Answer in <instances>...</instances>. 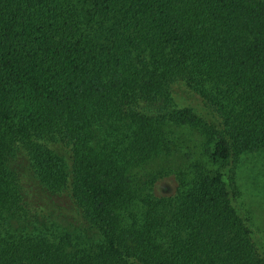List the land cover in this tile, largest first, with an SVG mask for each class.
<instances>
[{"label": "trees", "instance_id": "1", "mask_svg": "<svg viewBox=\"0 0 264 264\" xmlns=\"http://www.w3.org/2000/svg\"><path fill=\"white\" fill-rule=\"evenodd\" d=\"M160 103L166 118L147 112ZM167 121L199 130L219 166L193 173L168 221L145 193L135 217ZM261 147L264 0H0V264H264L230 172ZM54 210L101 243L1 229Z\"/></svg>", "mask_w": 264, "mask_h": 264}, {"label": "rangeland", "instance_id": "2", "mask_svg": "<svg viewBox=\"0 0 264 264\" xmlns=\"http://www.w3.org/2000/svg\"><path fill=\"white\" fill-rule=\"evenodd\" d=\"M171 95L193 94L189 90L174 85ZM160 106L162 109L153 106L147 112L166 118L171 110L165 103H160ZM166 125L170 131L172 148L138 169L139 178L143 179L141 176L149 171L152 173V179L148 183V188L140 190L142 194H139V198L131 207V214L135 217H139L146 209L140 201V197H144L145 193L148 198L161 202L152 215L163 216L165 221H168L172 211H175L177 207V203L175 204L172 199L178 196L184 184L188 185V179L193 173L204 168L212 169L219 166V162L208 158L205 152L206 138L199 130L186 125L170 124V121H167ZM104 130L105 127L98 130L97 134L107 135L108 139L115 140L114 132L110 128H107V132L103 134ZM17 159L12 163L18 168V174L22 178L21 185H23L25 173H22L21 167L16 165ZM230 172L233 187L237 193V203L244 215L249 218L255 234L264 244V147L234 159L230 163ZM28 202H30L29 199ZM3 223L2 231L14 232L16 236L34 233L45 236L51 242L62 243L63 240H68L70 244H77L80 248L86 249H93L101 243L99 232L93 226L90 227L73 217L71 213L59 214L54 210L50 218L42 222L23 212L5 218Z\"/></svg>", "mask_w": 264, "mask_h": 264}]
</instances>
